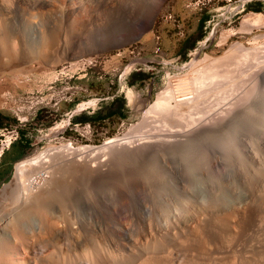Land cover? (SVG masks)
<instances>
[{
    "label": "rangeland",
    "instance_id": "374dc122",
    "mask_svg": "<svg viewBox=\"0 0 264 264\" xmlns=\"http://www.w3.org/2000/svg\"><path fill=\"white\" fill-rule=\"evenodd\" d=\"M1 1L0 134L14 128L18 130V137L0 155V188L12 179L16 162L52 146L55 154L59 156L62 153L68 157L70 172L66 170L59 183L65 180L70 190L67 195L69 199L66 202L62 200L63 203L59 196V184L48 190L50 174L42 170L43 179L36 177L35 183L31 184L37 193L34 208L36 228L31 229L28 225L32 204L16 205L18 221H15L16 233L14 231L13 235L19 237H0V264H264V103H260L264 101L261 98L264 90L261 85L256 86L257 90L261 88L259 92L256 87L253 89L258 95L250 89L247 91L253 96L246 97L247 93H242L245 88L238 91L240 88L234 81L235 75L226 84L216 85L218 87L212 91L216 104L223 106L229 103L231 106L233 101L237 100L238 103L246 98L242 102L243 107L241 103H235L237 107L233 103L231 108H238V111L234 109L238 113L229 112V116L239 115L240 112L242 117L230 122L231 127L229 123L228 126L223 123H218L217 128L214 126L219 128L214 135L213 147L216 151L212 148L215 152H206L210 154L209 157L206 153L197 152L198 155L191 152V156L187 154L189 158L196 156L191 160L185 153L182 155L184 168L180 173L185 176V182H175L170 173L163 171L155 157L143 156L149 145L136 143L135 138L132 139L134 136H130L132 131L134 135L143 133L141 126L135 124L143 118L144 109L167 86L174 97L193 93L195 84L190 72L195 66H201L204 60L219 58L224 53L225 61H230L243 58L244 50L248 52L245 56H252L251 50L263 48L260 43L264 46V42H261L264 41V0H156L159 8L152 12L154 14L148 13V16L140 10L141 0H130V3L127 2L129 0ZM131 1L135 2L134 5ZM200 7L215 16L196 38L185 40L193 46L186 54H180L178 37H184L195 26V21L188 18L182 27H177L176 14L187 15L190 10ZM254 14L261 17L257 22H253ZM133 15L136 16L131 17ZM143 16L145 22L151 18L153 21L139 24ZM243 16H249L246 18L248 21ZM99 22L103 24L100 23L99 32L107 34L99 35L91 31L92 24ZM258 22L263 25L259 23L261 26H258ZM168 25H171V30ZM241 26L243 29L240 31ZM223 33L225 37L221 36ZM24 34L37 36L38 41L31 45L23 40ZM88 38H91V42ZM118 39H121L118 44L111 45ZM244 44L247 48H243ZM230 45L234 46L233 49ZM204 57L206 59L203 60ZM230 57L232 59L228 60ZM138 68L142 69L136 70ZM120 80L126 81L125 87L131 82L135 86L124 89V94L117 96L114 104L109 105L110 100L107 103L102 101L106 111L112 108L115 113L112 112L103 122L89 121L91 132L87 136H80L71 128L72 125L65 128L64 123L58 132L54 133L49 128L62 120L60 113L54 109L62 102L63 110L67 100L59 99L55 105L53 102L63 93L70 96L74 93L80 101H86L88 94L98 95L106 90L117 94V82ZM108 85H111L110 89ZM50 86L55 88V96L51 103L46 104L42 98L49 99ZM220 86L228 90L223 91ZM219 87L228 96L233 89L232 98L230 94L228 100V96L216 91ZM238 95H244L243 99H238ZM224 99L227 100L224 102ZM246 103L252 105L246 106ZM205 105L208 106V103L205 102ZM38 106L40 109L35 111ZM252 107L253 112H261L263 116L260 117L261 113L247 114L248 111L252 112ZM246 116L248 118H243ZM252 118L256 119L253 121ZM224 127L228 130L227 134H222ZM218 133L225 138L218 137ZM111 137L128 139L119 145H115V141L114 145L113 142L111 145L109 143L103 152L97 150ZM127 141H134L135 144L133 142L134 145L130 146ZM67 142L75 147H85L76 151L68 148L67 151L64 149ZM54 145L56 148L64 145L61 146L64 152L61 148V152L59 148H54ZM75 152L79 154H73ZM197 157L202 159L203 164L198 162ZM202 157H206L204 162ZM204 164L208 170L204 169ZM98 165L101 171L97 174ZM62 205L67 206L68 215ZM63 214H66V218Z\"/></svg>",
    "mask_w": 264,
    "mask_h": 264
},
{
    "label": "bare ground",
    "instance_id": "6f19581e",
    "mask_svg": "<svg viewBox=\"0 0 264 264\" xmlns=\"http://www.w3.org/2000/svg\"><path fill=\"white\" fill-rule=\"evenodd\" d=\"M127 1V0H126ZM142 1V8L140 9V10H142V11H145V14L147 15L148 13H152V12H155L158 8H159V5H156L155 4V2H156V0H141ZM140 0H138V1H136V2H141ZM2 3H3V0L1 1ZM123 2V1H122ZM127 2H129L130 3V0L129 1H127ZM132 2V1H131ZM126 3V2H125ZM133 3V2H132ZM135 3V2H134ZM134 3H133V5H134ZM118 5H119V3H118ZM122 5V4H121ZM120 6V5H119ZM136 6V5H135ZM140 6V5H139ZM126 7V6H125ZM122 8V7H121ZM129 8H130V6H129ZM138 6H137V8L135 9L136 11L138 10ZM117 9V8H116ZM124 9L125 8H123V10L122 11H124ZM119 10V9H118ZM133 10V9H132ZM134 10V11H135ZM139 10V11H140ZM139 11H138V13H139ZM126 12V11H125ZM129 12V11H128ZM141 12V11H140ZM120 13V12H119ZM137 13V12H136ZM102 14V13H101ZM152 14H154V13H152ZM248 14V13H247ZM256 14H258V13H256ZM98 15V14H97ZM126 15V14H125ZM130 15V14H129ZM132 15V14H131ZM138 15V14H137ZM249 15H251V14H249ZM262 14H260V16H261ZM264 15V14H263ZM118 16V15H117ZM127 17H128V15H126ZM134 16H136V15H133V16H131V17H134ZM148 16V15H147ZM150 16V15H149ZM254 17H255V19L253 20V22H257V20H258V17H259V15H257L258 17H256L255 16V14L253 15ZM150 17H152V16H150ZM250 17H252V16H250ZM137 18V17H136ZM141 18V21H140V19H139V24H141L142 22L144 23L145 21L144 20H142L143 18H144V16L143 17H140ZM243 18H244V20L246 19V18H249V16L247 17L246 16V18L243 16ZM261 17H259V19H260ZM105 19V18H104ZM129 19V18H128ZM135 19V18H134ZM264 19V18H263ZM263 19H261V20H263ZM125 20V19H124ZM247 20V19H246ZM245 20V21H246ZM250 20V19H249ZM96 21V20H95ZM114 21V20H113ZM138 21V20H137ZM153 20H152V18H151V20L149 19L147 22H145V24H147V23H151ZM243 21V20H242ZM248 21V20H247ZM241 22V21H240ZM239 22V23H240ZM252 21H251V23H253ZM101 22H99V24L98 23H93L92 24V29H91V31L94 33V34H96V32L97 33H99V35H100V33L101 34H103V33H105V34H107V32H99V30L101 29V24H100ZM142 23V24H143ZM245 23H247V22H245ZM259 23H261V22H258L257 24H258V26L260 25L261 26V24L263 25V23H261V24H259ZM103 24H105V22L103 21ZM102 24V25H103ZM126 24V20L124 21V25ZM111 25H112V23H111ZM118 25V24H117ZM240 25V24H239ZM115 26V25H114ZM244 26V25H243ZM121 27V26H120ZM128 27H130V26H128ZM245 27H246V25H245ZM240 27H238V29H239ZM254 28V27H253ZM231 28H229V30H230ZM236 29V28H235ZM243 28H242V26H241V29H239L240 31L242 30ZM249 29V28H248ZM252 29V28H251ZM110 31H111V29H110ZM231 31H232V29H231ZM230 31V32H231ZM236 31H238V30H236ZM235 31V32H236ZM239 31V32H240ZM247 31H251V30H247ZM247 31H245L246 33H247ZM138 32V31H137ZM242 33V32H241ZM244 33V32H243ZM249 33V32H248ZM228 34V33H227ZM227 34H226V36H227ZM36 35V34H35ZM224 36L225 34L223 33V34H221V36ZM39 36H41V35H39ZM221 36H220V38H221ZM222 36V37H223ZM254 36V35H253ZM256 36H257V34H256ZM264 36V35H263ZM37 36H27L26 34H24V37H23V40L24 41H27L28 43H31V45H33L32 44V42L34 43V42H36V41H38L37 39L38 38H36ZM225 37V36H224ZM255 37V36H254ZM254 37L252 38L253 39V41H255L254 40ZM262 37V36H261ZM224 39V38H223ZM256 39V38H255ZM43 40V39H42ZM88 40L91 42V38L89 39L88 38ZM119 40H121V39H118L117 40V42H112L111 43V45H113V43H119L118 41ZM222 40V39H221ZM239 40V39H238ZM237 41V40H236ZM258 41V40H257ZM122 42H126V41H122ZM256 42V41H255ZM261 42H264V41H261ZM232 43H234V42H232ZM237 43H238V41L236 42V46L238 47V45H237ZM244 43V42H243ZM242 43V44H243ZM249 43V42H248ZM254 43V42H253ZM241 44V45H242ZM255 44V43H254ZM30 45V44H29ZM235 45V44H234ZM245 46H246V44H244ZM256 45V44H255ZM260 45H262V47L263 48H254L253 50H251L252 52V56L250 57V56H245L244 54L247 52V51H245L244 50V54L242 55V57L243 58H241L240 56V58H234V59H232L231 57H233V54L230 52V56H231V54H232V56L230 57V58H228V60L229 59H232V60H230V61H225V57H223L224 56V53H223V56H219V58H212V59H210V60H204V59H206L205 57L203 58V60L204 61H206V62H204L203 61V63L202 62H200V61H202V59L199 61L200 62V64H201V66H198V67H194V69L192 70V72H190V74L191 73H193V76H192V81H194L193 83L195 84V85H193V83H192V85L193 86H195V89L193 88V93L190 95H188V93H187V95H185V94H183L182 96H178V97H174V95H173V91L171 90V88H168V86L165 88V89H163L161 92H159L158 94H157V97L144 109V111H143V113H144V116H143V118L141 119V121L139 122V123H136L135 125H137L138 127H139V125L141 126L140 128L142 129V134H138L137 133V135L135 134H133L132 132H130V130L128 131L127 130V132H130L132 135H130L131 137H133L132 139H134V141L136 142V143H139V144H144L145 143V145L147 144V147H148V145H149V147L145 150V152H143L144 154H143V156H145V157H149L150 155L151 156H153V157H155L157 160H158V163H159V165H160V167H162V169H163V171H165L166 172V174L167 173H170L171 175H172V178L174 179V181L176 182V181H178V182H185L186 181V178H185V176H183V174L182 173H180V171H182V168H184V164L182 163V161H184L182 158H184L182 155L185 153L186 155L188 154V155H190V153L192 152H199L200 154H202V153H206V152H210L211 150H212V148H214L213 146H214V135H215V133L217 132L216 130H218V129H216L217 127H218V123L219 124H221V123H223V124H225V126L229 123V127H231V125H230V122L232 123L233 121H235L236 119H237V121H238V119L239 118H241L242 117V114H240V112H239V115L237 114V115H232V116H229V112L232 110V106H234L233 105V103L235 104H240L241 103V105H242V102L243 101H245V99L246 98H244V100L241 102L240 100H241V98L244 96H242V97H239L240 95H238L237 96V98L239 97L240 98V100H238V101H240V102H238L237 103V100H236V98L235 99H233V100H236L235 102L233 101V103H231L232 105L230 106L229 105V103L226 105H223V103L225 102V100H227V99H224L223 101L224 102H222V105L223 106H221V105H219V104H216V102L214 101L215 100V98H214V96H215V93H212V91H214V88H216V87H218V86H216L217 84H219L220 83V85H221V83H224V84H226L225 82L227 81V80H230L231 79V76H234V81H235V83H236V85L240 88V90L238 89V91H241V89L242 88H245V90H243L242 91V93L245 91V93H247L244 97H246L247 95H250V96H253V94L251 95V93L249 94L248 93V91H251V90H253L257 85H261L262 86V90H264L263 89V87H264V46H263V44H261L260 43ZM245 46H243V48H247V46L245 47ZM252 46V45H251ZM254 46V45H253ZM232 47V49H233V47L234 46H231L230 45V48ZM249 47V46H248ZM251 48V47H250ZM86 49V48H85ZM226 51V50H225ZM231 51V50H230ZM235 51V50H234ZM239 51H240V48H239ZM237 52V51H236ZM226 53V52H225ZM228 53V52H227ZM235 53V52H234ZM236 54V53H235ZM234 54V55H235ZM239 54V53H238ZM240 54H241V52H240ZM227 55H229V53L227 54ZM237 55V54H236ZM246 55H248V52H247V54ZM206 56V55H205ZM208 56V55H207ZM206 56V57H207ZM218 57V56H217ZM229 57V56H228ZM235 57V56H234ZM208 58V57H207ZM199 59V58H198ZM227 60V59H226ZM199 64V65H200ZM196 65H198L197 63H196ZM191 71V70H190ZM186 73H189V72H187L186 71ZM192 75V74H191ZM179 76V75H178ZM177 76V77H178ZM181 76H184V75H181ZM189 77V76H188ZM188 77H186V78H188ZM175 78V77H174ZM190 78V77H189ZM169 79V78H168ZM232 79H233V77H232ZM172 80V79H171ZM177 80H179V79H177ZM187 80V79H186ZM170 81V80H169ZM169 81H167V82H169ZM233 81V82H234ZM173 82V81H172ZM230 82V81H229ZM232 82V81H231ZM230 82V84H232ZM170 83V82H169ZM186 84V83H185ZM189 84V83H188ZM212 84H214V85H212ZM171 85H172V83H171ZM181 85H183V84H181ZM191 85V86H192ZM223 85V84H222ZM178 86H180V85H178ZM190 86V87H191ZM224 86V85H223ZM226 86V85H225ZM224 86V87H225ZM230 86V85H229ZM231 86H233V85H231ZM236 86V87H237ZM260 86V87H261ZM170 87V86H169ZM176 87H177V85H176ZM220 87H222V86H220ZM220 87L219 88H217L216 89V91L217 90H219L220 89ZM227 87V86H226ZM237 87V88H238ZM259 87V88H260ZM186 88H189V86H187ZM228 88V87H227ZM226 88V89H227ZM232 88H234V86L232 87ZM231 88V89H232ZM237 88H236V90H235V92H237ZM172 89H173V87H172ZM181 89V88H180ZM184 89V88H183ZM192 89V88H191ZM190 89V90H191ZM225 88H223L222 87V90L223 91H226V89L224 90ZM229 89H230V87H229ZM251 89V90H250ZM256 90H257V87L255 88ZM176 90V89H175ZM174 90V91H175ZM228 90V89H227ZM248 90V91H247ZM259 90H261V88L259 89ZM259 90H257V92H259ZM215 91V92H216ZM219 91H221V90H219ZM233 89H232V93H233ZM184 92V91H183ZM187 92V91H186ZM229 91H227V93H228ZM261 92V91H260ZM179 93V92H178ZM182 93V92H181ZM221 93H222V91H221ZM232 93H231V91H230V93H229V96H230V94H231V98H232ZM240 93V92H239ZM252 93H254V90L252 91ZM262 93V95H263V91L261 92ZM260 93V94H261ZM220 93L218 92L217 93V95H219ZM223 94V93H222ZM237 93H235V95H236ZM241 94V93H240ZM244 94V93H243ZM255 94V93H254ZM223 95H225V94H223ZM255 95H258V93L257 94H255ZM225 96H228V94H226ZM225 96H224V98H225ZM228 96V97H229ZM264 96V95H263ZM263 96L261 97L263 100H264V98H263ZM256 97H258V96H256ZM255 97V98H256ZM214 98V99H213ZM219 97H217L216 99H218ZM222 97H220V101H222V99H221ZM227 98V97H226ZM238 98V99H239ZM259 98V97H258ZM230 99V97L228 98V100ZM243 99V98H242ZM250 102L252 101V100H250L249 98H247ZM248 100L246 101V102H248ZM211 101V102H210ZM231 101V100H230ZM256 101H259V100H256ZM171 102H174V103H171ZM205 102H207L208 103V106H206L205 105ZM219 101L217 100V103H218ZM229 102V101H228ZM245 103V102H244ZM257 104H258V102H256ZM260 103L262 104V103H264V101L263 102H261L260 101ZM259 103V104H260ZM235 104V105H236ZM238 104V105H239ZM246 104H248V105H246V106H251L252 105V103H246ZM263 105V104H262ZM243 106H245V105H242V107ZM236 107H237V105H236ZM241 107V108H242ZM263 107V106H262ZM231 108V109H230ZM234 108V107H233ZM239 108H240V106H239ZM240 108V109H241ZM234 109H237V110H235V111H238V108H234ZM234 109L232 110L233 112H234ZM239 109V110H240ZM250 109V108H249ZM252 110V112L251 113H248L247 112V114H250V116H252V113H254V114H260L259 112H253V107L251 108ZM256 109V108H255ZM258 109V108H257ZM257 109H256V111H257ZM246 110V109H245ZM248 110V109H247ZM259 110V109H258ZM261 110H263V109H261ZM241 111V110H240ZM233 112H232V114H233ZM242 112H244V111H242ZM246 112V111H245ZM264 112V110L262 111V113ZM234 113H238V112H234ZM261 113V116L260 115H258V117L260 116V117H262L263 116V114ZM245 114V113H244ZM246 114V115H247ZM245 116V115H244ZM254 117H256L255 115H253ZM227 117H230V118H227ZM264 117V116H263ZM243 118H248L247 116L246 117H243ZM253 119V118H252ZM256 119V118H255ZM255 119H253V121L255 120ZM244 121H247V120H245V119H243ZM261 122H262V120L261 119H259ZM257 121V122H260V121ZM253 121H250L249 123H251V122H253ZM236 123V122H235ZM243 123V122H242ZM242 123H240V125L242 124ZM249 123H247V124H249ZM254 123H256V122H254ZM253 123V124H254ZM139 124V125H138ZM236 124H238V122L236 123ZM134 125V124H133ZM134 125V126H135ZM260 125H261V123H260ZM133 126V127H134ZM214 126H216V128L214 127ZM228 126V125H227ZM233 126V125H232ZM256 126V125H255ZM236 127V126H235ZM135 129H136V127H134ZM215 128V129H214ZM222 128V127H221ZM228 128V127H227ZM254 129V128H253ZM133 130V129H132ZM138 130L139 129H137V132H138ZM221 130V129H220ZM219 131V130H218ZM227 131L228 130H226V128L224 127V130L222 131V132H224V133H222V134H227ZM230 132V131H229ZM255 132V131H254ZM233 133V132H232ZM262 133V132H261ZM126 134V133H125ZM129 134V133H128ZM219 134V133H218ZM260 134V133H259ZM264 134V133H263ZM263 134H262V136H263ZM220 135V134H219ZM125 136H127V134L125 135ZM218 137H223L222 135H220V136H218ZM123 138V137H122ZM127 138V137H126ZM223 138H225V137H223ZM222 138V140H225V139H223ZM231 138V137H230ZM262 138V137H261ZM121 138H114V137H111L110 139H108L105 143H103V144H101L100 145V147H98L97 148V150L99 149V151H102V150H104V149H106V147L107 146H109L108 144L110 143V145H111V143L113 142V144L112 145H114V141H115V145H116V143H117V145H119V144H123V143H125V140H127V139H121ZM216 139H217V134H216ZM215 139V140H216ZM227 139V138H226ZM117 141V142H116ZM130 142L132 141V140H129ZM133 141V142H134ZM128 142V141H127ZM130 142H128L129 144H131L130 146H133L134 144H135V142H134V144H133V142L132 143H130ZM128 143H126V144H128ZM225 143V142H224ZM64 144V143H63ZM216 144V143H215ZM56 145V144H55ZM54 145V146H55ZM60 145V144H59ZM125 145V144H124ZM222 145V144H221ZM225 144H223V146H224ZM227 145H228V142H227ZM226 145V146H227ZM249 145V144H248ZM61 146H64V145H61ZM61 146L60 147H57V148H59V151L63 148H61ZM129 146V145H128ZM144 146V145H143ZM216 146V145H215ZM52 146H50V148H48V149H44L43 151H38V152H36L34 155H32V156H29V157H27V158H24V159H22V160H20V161H18V162H16V164H15V166H14V173H13V176H12V179L9 181V182H6V183H4L3 185H2V187L0 188V237H1V239H2V236H4V237H7V238H12V239H14L15 237L14 236H16V235H13V232L15 231L14 230V228L16 227H14V224H15V221H18V220H16V209L17 208H15V206L17 205H22V204H25V203H31L32 204V213L30 214V215H28L29 217H30V221L28 220V225H29V227L31 228V229H35L36 228V217L34 216V208H35V204H36V202H35V200H36V196H37V193L35 192V190H34V188H31V184H33V183H35L34 181H35V179H36V177L38 178V177H42V170H43V173L44 172H48L49 174H50V178H49V180H48V190H51V189H53V186L55 185V184H59V187H60V192H59V196H60V199H61V201L62 200H64V202H66L67 201V195H68V191L70 190V188H69V185L67 184V182L64 180V181H60V183H59V179L65 174V171L67 170L68 172H70L69 170H68V157L67 156H65L64 154H62V153H60V155L58 156L57 154H55V152H54V149L53 148H51ZM64 147H67V148H64L65 150H69L68 148H73L74 150L73 151H76L75 149H78V150H81V149H83L85 146L83 145V146H73V145H71V143H70V145H68V142L66 143V145L64 146ZM87 147V146H86ZM222 147V146H221ZM228 147V146H227ZM46 148V147H45ZM54 148H56V146L54 147ZM56 148V149H57ZM61 148V149H60ZM91 148H94V147H91ZM122 148H124V147H122ZM125 148H127V147H125ZM136 148V147H135ZM137 148H139L138 147V145H137ZM136 148V149H137ZM143 148V147H142ZM117 149V148H116ZM119 149V148H118ZM128 149V148H127ZM133 149V148H132ZM141 149V148H140ZM215 149V148H214ZM214 149L212 150V151H214ZM124 150V149H123ZM129 150V149H128ZM144 150V149H143ZM142 150V151H143ZM254 150V149H253ZM252 150V151H253ZM55 151H57V150H55ZM59 151H57V152H59ZM61 151H63V149L61 150ZM60 151V152H61ZM66 151V152H67ZM86 151V150H85ZM85 151H84V153H85ZM133 151H135L134 149H133ZM141 151V152H142ZM215 151H216V149H215ZM214 151V152H215ZM255 151V150H254ZM64 152V151H63ZM80 152V151H79ZM79 152L78 153H73V154H79ZM103 152V151H102ZM119 153H120V151H118ZM140 152V151H139ZM251 152V151H250ZM84 153H83V155H84ZM111 153V152H110ZM126 153V152H125ZM136 153V152H135ZM199 153H197L198 155H199ZM59 154V153H58ZM69 154V153H68ZM80 154H81V152H80ZM113 154H115V153H113ZM112 154V155H113ZM131 154H133V152L131 153ZM130 154V155H131ZM212 154H213V152H212ZM211 154V155H212ZM111 155V154H110ZM117 155H120V154H118L117 153ZM116 155V157H117V159H119L118 158V156ZM121 155H123V154H121ZM128 155V154H127ZM139 155V154H138ZM142 155V154H141ZM187 155V156H188ZM192 155V154H191ZM190 155V156H191ZM206 156H208L209 157V153L207 154H205ZM82 156V155H81ZM126 156V155H125ZM132 156V155H131ZM182 156V157H181ZM186 156V157H187ZM213 156V155H212ZM255 156V155H254ZM77 157H80L79 155L77 156ZM111 157V156H110ZM132 157H134V156H132ZM152 157V158H153ZM193 157H194V159L196 158V156L194 155V156H192V157H190V158H192L191 160H193ZM113 158V157H112ZM139 158H141V157H139ZM138 158V159H139ZM189 158V156H188V159H190ZM203 158V157H202ZM204 158H206V157H204ZM203 158V162H204V160H206V159H204ZM212 158H214V159H216L215 157H212ZM90 157H89V160L88 161H90ZM142 159H144V157H142ZM148 159V158H147ZM147 159H145V160H147ZM187 159V158H186ZM197 159L199 160L198 162H200L202 159L201 158H198L197 157ZM221 159H222V156H221ZM76 160V159H75ZM85 160V159H84ZM94 160V159H93ZM213 159H210V161H212ZM230 160V159H229ZM236 160V159H235ZM92 161V160H91ZM95 161V160H94ZM118 161V160H117ZM210 161H208V162H210ZM224 161V160H223ZM234 161V160H233ZM143 162V161H142ZM188 162V161H187ZM189 162H191V161H189ZM207 162V161H206ZM86 163H87V161H86ZM95 163V162H94ZM139 163H141V162H139ZM138 163V164H139ZM157 163V164H158ZM201 163H202V161H201ZM230 163V162H229ZM228 163V164H229ZM82 164H84L83 162H82ZM82 164H80L81 166H82ZM89 164V163H88ZM88 164H86V166L88 165ZM96 164V163H95ZM108 164V163H107ZM106 164V165H107ZM148 164H150V163H148ZM186 164V163H185ZM192 164V163H191ZM197 164V163H196ZM203 164V163H202ZM202 164H199L200 165V167L201 168H203L202 167ZM206 164V163H205ZM204 164V165H205ZM103 166H104V164H102ZM110 165V164H109ZM108 165V166H109ZM145 165V164H144ZM146 165H147V163H146ZM150 165H152V164H150ZM190 165V164H189ZM194 166H197V165H195V163L193 164ZM207 165V164H206ZM204 166L205 168L204 169H207L206 167H208V166ZM212 165V164H211ZM229 165H231V164H229ZM71 166V165H70ZM103 166H101L100 165V167H103ZM141 166V165H140ZM186 166H188V165H186ZM194 166H193V168H194ZM82 167H84V166H82ZM89 167V166H88ZM87 167V168H88ZM92 167V166H91ZM90 167V168H91ZM98 167V169H96ZM95 169H96V173L98 174L99 173V165L97 166ZM145 167H147V168H149L148 166H145ZM144 167V168H145ZM190 167H191V165H190ZM199 167V166H198ZM199 167V168H200ZM209 167H210V165H209ZM86 168V169H87ZM93 168V167H92ZM91 168V169H92ZM233 168V167H232ZM161 169V170H162ZM210 169V168H209ZM74 171H75V169H73ZM138 170V169H137ZM146 170V169H145ZM208 170V169H207ZM231 170V169H230ZM74 171H73V174H74ZM77 171V170H76ZM75 171V172H76ZM85 171V170H84ZM88 171H89V169H88ZM101 171V170H100ZM234 171V170H233ZM57 172V173H56ZM72 172V171H71ZM91 172V171H90ZM95 172V171H94ZM152 172V171H151ZM162 172V171H161ZM141 173H143V170H142V172ZM164 173V172H163ZM184 173V172H183ZM47 174V173H46ZM45 174V175H46ZM58 174V175H57ZM177 174H179L180 176H177ZM158 175V174H157ZM162 175H164V174H162ZM47 176V175H46ZM75 176V175H74ZM140 176H141V174H140ZM146 176V175H145ZM149 177V176H148ZM152 177V176H151ZM187 177V176H186ZM66 178V177H65ZM64 178V179H65ZM73 178V177H72ZM142 178V177H141ZM42 179H43V177H42ZM67 179V178H66ZM85 179V178H84ZM146 179V178H145ZM151 179V178H150ZM61 180V179H60ZM69 180H70V178H69ZM74 180H76V179H74ZM39 181H40V179H39ZM44 181V180H43ZM72 181V180H71ZM145 181V180H144ZM41 183H42V181H41ZM152 183V182H151ZM181 183H179V184H181ZM40 184V183H39ZM73 184V183H72ZM36 185H37V183H36ZM35 185V186H36ZM42 185V184H41ZM75 185V184H74ZM80 185H82V184H80ZM257 185V184H256ZM34 186V187H35ZM56 186V185H55ZM33 187V186H32ZM72 187V186H71ZM58 188V187H57ZM73 188V187H72ZM255 188V187H254ZM257 189V188H256ZM49 192V191H48ZM55 193V192H54ZM52 194V193H51ZM72 195V194H71ZM70 196V195H69ZM54 197V196H53ZM57 197V196H56ZM58 199V198H57ZM69 199V198H68ZM72 199V198H71ZM70 201V200H69ZM68 201V202H69ZM87 201V200H86ZM63 202V201H62ZM63 202V203H64ZM54 203V202H53ZM56 203V202H55ZM71 203V202H70ZM88 204V203H87ZM86 204V205H87ZM37 205V204H36ZM82 205V204H81ZM58 206H60V205H58ZM62 206H64V205H62ZM62 206H61V208H62ZM89 206H91V205H89ZM21 207V206H20ZM49 207V206H48ZM65 207V206H64ZM67 207V206H66ZM65 207V208H66ZM87 207V206H86ZM86 207H85V209H86ZM51 208V207H50ZM60 208V207H59ZM69 208V207H68ZM94 208V207H93ZM56 209V208H55ZM54 209V210H55ZM79 209V208H78ZM50 211H51V209H49ZM61 210H63V209H61ZM61 210H60V212H61ZM67 208L66 209H64V212H67ZM27 211H29V210H27ZM86 211H87V209H86ZM53 212H55V211H53ZM19 213V212H18ZM51 213V212H50ZM68 213H70V212H67L66 214L68 215ZM27 214H29V213H27ZM49 214V213H48ZM66 214H65V216H64V214H63V216H64V218H66ZM82 214H84V213H82ZM35 215H36V213H35ZM95 215V214H94ZM62 216V215H61ZM62 216V217H63ZM28 217V218H29ZM52 217H54V216H52ZM68 217V216H67ZM69 217H70V215H69ZM51 218V217H50ZM64 218H63V220H64ZM20 220V219H19ZM21 221H19V223H20ZM22 222H24V221H22ZM27 222V221H26ZM66 222H67V219H66ZM64 223V222H63ZM68 223H69V221H68ZM16 224L18 225V223L16 222ZM20 224H22V223H20ZM19 224V225H20ZM67 224V223H66ZM25 225V224H24ZM23 225V226H24ZM22 226V225H21ZM64 226V225H63ZM67 226H68V224H67ZM18 228L20 227V226H17ZM67 228V227H66ZM17 229V228H16ZM23 230V229H22ZM20 231V230H19ZM26 231V230H25ZM34 231V230H33ZM23 232V231H22ZM67 232V231H66ZM15 233H16V231H15ZM17 233H19V232H17ZM21 233V232H20ZM23 234V233H22ZM13 236V237H12ZM22 236V235H21ZM16 237H19V235H17ZM12 239H10V240H12ZM17 240H18V238H16ZM15 239V241H17ZM68 239V238H67ZM9 240V239H8ZM7 240V241H8ZM1 241V240H0ZM13 241V240H12ZM66 242V241H65ZM64 242V243H65ZM9 243V242H8ZM17 243V242H16ZM63 243V244H64ZM67 243V242H66ZM10 245H12V244H10ZM66 245V244H65ZM6 247V246H5ZM8 247V246H7ZM11 248V247H10ZM13 249V248H12ZM14 251V250H13ZM63 264H65L64 262H63Z\"/></svg>",
    "mask_w": 264,
    "mask_h": 264
},
{
    "label": "crops",
    "instance_id": "0c3cea01",
    "mask_svg": "<svg viewBox=\"0 0 264 264\" xmlns=\"http://www.w3.org/2000/svg\"><path fill=\"white\" fill-rule=\"evenodd\" d=\"M174 3H178V1H174ZM213 16H215L213 13L211 14L208 11H203V8L201 7L198 9L190 10L187 15L179 16L178 14H176L175 21H176L177 27H182L185 20H189L190 18H192V20L195 21L194 22L195 26H192V28L189 31H187L184 37H178V40H179L178 44L180 46V51H179L180 54H186L193 46L191 43L188 44L189 42L185 40L196 38L201 32L202 28L207 27L208 21L211 20ZM169 22L171 25H173V23H171L170 20ZM171 25H168L169 30L172 29ZM174 34H180V33L174 32ZM141 69L142 68H138L136 70H141ZM138 79H141V78H138ZM110 83L113 84V81H110ZM124 83H126V81L124 80H120L117 82L118 89H119L118 90L119 92L117 94H112L109 90H106L98 95L88 94L86 101L78 100V98H76L75 94L73 93L71 95V98L64 102L65 108H63V110H61L62 102H60L57 108L54 109L55 111L59 112L60 113L59 116L62 117L60 124L52 125L49 128L52 129V131L55 133V132H58L60 128H63L64 124H66L65 126L66 128L74 123H82V122H87V121L88 122L90 121L92 123H98V122H103L107 120L112 114V112L113 113L115 112L112 108H109L108 111H106L107 109H105L104 106H102V101L107 103L108 100H110L109 105L111 103L114 104L116 103L117 96L124 94V89L129 90L130 87L135 86L133 82H131V84L129 83L126 84V87H125ZM110 88H111V85L110 86L108 85V89ZM83 90L86 91L87 89H83ZM83 103L86 105H83Z\"/></svg>",
    "mask_w": 264,
    "mask_h": 264
},
{
    "label": "built area",
    "instance_id": "2783aa9c",
    "mask_svg": "<svg viewBox=\"0 0 264 264\" xmlns=\"http://www.w3.org/2000/svg\"><path fill=\"white\" fill-rule=\"evenodd\" d=\"M53 86H50L51 89V94L49 99L42 98V101H45L46 104L51 103L52 99L54 98V90ZM71 98L70 95H67V93H63L58 99H55L53 102V105L57 103V100L59 99H64V100H69ZM40 109V106H38L35 111ZM72 129L78 132V134L82 137L87 136L91 132V124L90 122H83V123H74L72 124ZM3 131V129H1ZM18 137V130L17 129H11L8 130L7 132H3L0 134V155L4 152L5 149H7L11 143Z\"/></svg>",
    "mask_w": 264,
    "mask_h": 264
},
{
    "label": "flooded vegetation",
    "instance_id": "af4514ba",
    "mask_svg": "<svg viewBox=\"0 0 264 264\" xmlns=\"http://www.w3.org/2000/svg\"><path fill=\"white\" fill-rule=\"evenodd\" d=\"M240 6H242V4H239Z\"/></svg>",
    "mask_w": 264,
    "mask_h": 264
}]
</instances>
